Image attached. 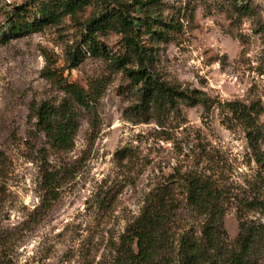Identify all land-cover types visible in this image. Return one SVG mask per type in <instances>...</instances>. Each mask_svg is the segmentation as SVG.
I'll use <instances>...</instances> for the list:
<instances>
[{
  "label": "rangeland",
  "instance_id": "374dc122",
  "mask_svg": "<svg viewBox=\"0 0 264 264\" xmlns=\"http://www.w3.org/2000/svg\"><path fill=\"white\" fill-rule=\"evenodd\" d=\"M52 1L0 0V32L16 7ZM117 1L131 18L145 15L136 0ZM228 3L155 0L148 7L153 17L183 25L157 45L145 35L157 52L155 74L198 93L206 107L136 112L137 86L109 59L123 53L122 34L97 33L103 49L96 54L83 37L86 22L103 9L99 2L58 25L0 42V264H115L119 238L161 186L172 189L179 206L174 249L179 234L198 222L185 199L181 177L187 172L211 175L228 190L224 226L234 241L236 197L257 195L264 203V160H257L245 125L229 107L258 111L264 159V0H238L253 9L244 16ZM75 50L80 60L73 67L69 53ZM64 82L94 93L95 102L73 104ZM42 104H68L75 112L68 150L54 147L38 125ZM260 207L244 216L264 224Z\"/></svg>",
  "mask_w": 264,
  "mask_h": 264
},
{
  "label": "trees",
  "instance_id": "16d2710c",
  "mask_svg": "<svg viewBox=\"0 0 264 264\" xmlns=\"http://www.w3.org/2000/svg\"><path fill=\"white\" fill-rule=\"evenodd\" d=\"M92 2L101 3L103 9L86 22L87 33L83 37L90 42L89 50L96 54L103 49L96 41L97 33L112 31L122 34L123 53L109 59L113 67L137 86L139 102L134 107L136 112L152 116L170 111L179 104L193 106L201 103L206 107L207 100L199 97L198 93L167 83L154 72L157 58L154 44L167 42L170 34L179 32L183 26L175 19L166 22L153 17L148 7L155 0H136L135 4L146 8V11L143 17L132 18L127 14V5L117 0H54L36 6L23 4L16 7L8 18L4 30L0 32V42H8L42 27L58 25L63 17L74 15ZM228 2L233 14L244 16L253 13L250 4L239 6L238 0ZM145 35L154 44L145 41ZM78 53L77 50L69 53L73 67L80 60ZM61 86L65 95L77 106L89 108L95 102L94 93L68 82ZM95 90L98 92V88ZM229 107L236 119L245 125L250 146L257 160L263 163L260 149L263 133L254 114L258 111L254 106L237 103ZM36 116L38 125L54 147L60 150L71 147L77 125L75 112L68 104L58 107L42 104ZM181 180L187 205L198 217V222L179 234L173 249L171 238L179 206L172 189L167 186L156 188L148 195L139 216L119 238L115 264H264V224L244 216L261 210V205L264 207L257 195L236 197L239 232L234 241H230L224 226L225 202L230 200L228 190L211 175L200 172H187ZM46 189L53 199L56 190L52 186V178Z\"/></svg>",
  "mask_w": 264,
  "mask_h": 264
}]
</instances>
